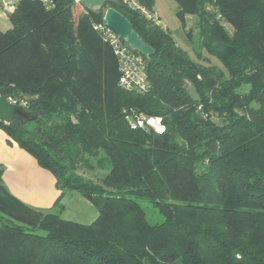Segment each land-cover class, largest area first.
Here are the masks:
<instances>
[{
	"label": "trees",
	"instance_id": "16d2710c",
	"mask_svg": "<svg viewBox=\"0 0 264 264\" xmlns=\"http://www.w3.org/2000/svg\"><path fill=\"white\" fill-rule=\"evenodd\" d=\"M174 1L217 64L192 62L169 32L120 3L94 13L22 0L9 17L0 96L35 120L0 127L61 194L50 210L27 206L0 168V264H264V0ZM110 6L154 49L146 94L118 86L116 59L91 28ZM131 112L160 117L165 133L131 130ZM84 156L105 172L101 185L75 174ZM66 192L96 209L92 223L60 217ZM135 199L162 223L151 225Z\"/></svg>",
	"mask_w": 264,
	"mask_h": 264
},
{
	"label": "crops",
	"instance_id": "0c3cea01",
	"mask_svg": "<svg viewBox=\"0 0 264 264\" xmlns=\"http://www.w3.org/2000/svg\"><path fill=\"white\" fill-rule=\"evenodd\" d=\"M152 10L155 12L153 6ZM3 22L9 24L0 28L1 32L11 27L9 19L0 15V25ZM0 168L3 170L2 181L7 191L27 206L50 210L61 194L55 188L53 175L41 168L35 159L19 148L16 143L10 141L1 127ZM61 204L62 216L67 221L88 225L97 217L96 209L75 192L64 193Z\"/></svg>",
	"mask_w": 264,
	"mask_h": 264
},
{
	"label": "built area",
	"instance_id": "2783aa9c",
	"mask_svg": "<svg viewBox=\"0 0 264 264\" xmlns=\"http://www.w3.org/2000/svg\"><path fill=\"white\" fill-rule=\"evenodd\" d=\"M22 0H0V15L9 19ZM41 4L45 10H52L56 6L55 0H30ZM79 5L81 0H70ZM127 10L138 14L147 24L159 26L160 20L153 10L147 9L140 0H117ZM82 7V6H81ZM83 8V7H82ZM91 28L99 39L110 47L117 64L119 74L118 86L126 92L146 94L150 90L147 76V59L137 52L126 49L123 41L107 27L103 21L92 23ZM9 102L14 103L9 100ZM15 104V103H14ZM125 112V111H124ZM125 121L131 130H141L147 134L163 135L165 126L157 116H147L143 113L131 112L125 115Z\"/></svg>",
	"mask_w": 264,
	"mask_h": 264
},
{
	"label": "rangeland",
	"instance_id": "374dc122",
	"mask_svg": "<svg viewBox=\"0 0 264 264\" xmlns=\"http://www.w3.org/2000/svg\"><path fill=\"white\" fill-rule=\"evenodd\" d=\"M153 7L156 15L160 20V25L157 26L159 29L164 32H169L174 40L177 42L176 45L187 53L189 59L200 65H215L217 64L215 59L208 58L204 51L199 52L198 43V31L195 28L196 19L192 16H186L184 26H181V23L176 15L177 5L174 0H152ZM9 23L3 22L0 25V28L8 26ZM149 25V24H147ZM152 26V25H149ZM183 28V29H182ZM230 32V29L227 28ZM197 53H200L198 56ZM185 90L192 99H197L196 93L193 86L190 83H187ZM241 93L246 91V88L239 90ZM239 114L241 111H237ZM210 115H214L212 112ZM75 174L85 181H90L93 184L101 185V181L105 175V172L100 170L96 165V159L84 156L75 169ZM136 202L143 209L147 221L151 225L160 224L163 221V218L158 214L156 208H154L150 203L143 199H135ZM68 206V205H67ZM47 211V210H44ZM56 211V209H55ZM53 211V212H55ZM60 217L65 220L60 213Z\"/></svg>",
	"mask_w": 264,
	"mask_h": 264
},
{
	"label": "water",
	"instance_id": "95a60500",
	"mask_svg": "<svg viewBox=\"0 0 264 264\" xmlns=\"http://www.w3.org/2000/svg\"><path fill=\"white\" fill-rule=\"evenodd\" d=\"M117 3V0L80 1L84 9L94 13L102 11L106 4L116 6ZM111 6L107 7L103 13V21L107 27L123 41L126 49L137 52L146 58L152 57L154 55V49L138 36L125 16ZM13 120L26 124L33 122L35 116L24 105L11 103L5 96H0V122L10 123Z\"/></svg>",
	"mask_w": 264,
	"mask_h": 264
}]
</instances>
